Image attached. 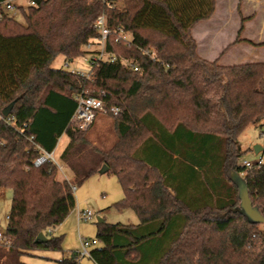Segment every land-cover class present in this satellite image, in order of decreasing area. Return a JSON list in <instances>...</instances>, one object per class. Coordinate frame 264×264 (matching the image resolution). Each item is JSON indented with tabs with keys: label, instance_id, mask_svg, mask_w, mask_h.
Masks as SVG:
<instances>
[{
	"label": "trees",
	"instance_id": "trees-1",
	"mask_svg": "<svg viewBox=\"0 0 264 264\" xmlns=\"http://www.w3.org/2000/svg\"><path fill=\"white\" fill-rule=\"evenodd\" d=\"M5 1L0 112L14 107L5 116L11 124L0 118V188L13 196L0 231V264H26L23 256L37 250L62 251L63 237L50 234L77 206L72 185L103 166L124 193L114 206L132 209L139 223L99 221L96 264H264V230L241 211L233 179L242 176L264 216V163H239L240 137L264 125V62H221L229 47L254 44L242 37L248 18L241 15L235 40L208 60L193 28L214 16L217 0H36L19 6L23 22L3 11ZM101 15L110 28L105 51L116 59L92 58L89 76L53 68L59 55L93 53L87 46L100 38L94 25ZM81 95L100 96L116 118L112 147L87 136L96 119L86 130L72 123ZM63 134L69 142L61 161L72 180L61 179L52 162L34 165L37 145L52 152ZM40 233L46 242H35ZM77 258L73 251L59 264Z\"/></svg>",
	"mask_w": 264,
	"mask_h": 264
},
{
	"label": "rangeland",
	"instance_id": "rangeland-1",
	"mask_svg": "<svg viewBox=\"0 0 264 264\" xmlns=\"http://www.w3.org/2000/svg\"><path fill=\"white\" fill-rule=\"evenodd\" d=\"M11 1L17 7L24 6L27 8L29 6V0ZM240 2L242 3L240 11H238ZM263 7L264 0H217L214 16L208 20L199 22L193 29L200 55L208 60L217 58L235 40L241 25V15L244 14L253 19L259 16ZM15 17L21 22L24 21L21 13H18ZM255 28V25H251L252 31H255ZM260 38L262 43L259 44L251 40L254 44L245 41L229 47L224 51L221 62L225 65H235L244 62L263 61L264 56L258 55L264 53L263 30L260 33ZM251 45L258 46L259 50H255L253 53L250 51L254 49H252ZM99 49L100 45L96 43L89 50L95 53ZM85 57L81 56L68 60L65 56L59 55L53 61L52 67L69 71L73 69L88 71L91 68V63ZM67 61L69 62L68 65L66 64ZM86 134L94 144H98L103 148L112 147L118 140L116 118L107 113H98L95 122L87 130ZM68 139L69 136L63 134L54 151V155L59 165L63 166V173L59 170V177L61 179L72 180V172L61 161L65 141ZM240 142L243 150L239 159L241 165H244V161L255 163L262 160L264 162V150L260 153H256L255 151L256 145L264 148V125L248 127L240 137ZM74 193L77 201L76 208L60 225L51 229V236L63 237V250L55 251L61 256L69 257L73 251L79 252L81 250L80 236L89 240L97 238L99 218H103L109 223H139V218L132 209H118L114 206L116 202L123 198L124 193L117 176L111 171L94 173L83 184L77 185V190ZM12 196V189L0 188V231H5L7 227L8 215L12 206ZM81 210H91L93 217L88 221L80 220L79 211ZM260 228L264 230V223L260 224ZM47 251L54 252L50 250H37L36 252L41 254L40 252ZM35 256L34 254V258ZM85 264L95 263L87 259Z\"/></svg>",
	"mask_w": 264,
	"mask_h": 264
},
{
	"label": "built area",
	"instance_id": "built-area-1",
	"mask_svg": "<svg viewBox=\"0 0 264 264\" xmlns=\"http://www.w3.org/2000/svg\"><path fill=\"white\" fill-rule=\"evenodd\" d=\"M36 0H29V5H36ZM3 11L7 14H10L12 16L17 15L20 13L19 7H17L12 1H5L3 3ZM95 28L100 34V38L96 43L100 45V49L97 50L96 53L88 54L86 55V60H91L92 58L94 60L99 59H111L115 60L116 56L112 53H108L105 51V41L107 39L108 34L110 33V28L108 26L107 18L105 15H101L97 18L95 22ZM96 43H90L88 44L87 48L91 49V47ZM155 53V52H154ZM90 55V57H88ZM123 63L126 65L132 66L135 70H138V67L136 66V61H130V60H123ZM68 65L69 62H66ZM74 73H78L83 76H89L90 70L84 71L81 69H73L71 70ZM111 111L114 113L119 112L118 107H112ZM108 109L104 105V101L100 96L95 95H81L79 98V103L77 110L72 118V123L83 130H86L90 127V125L94 122L96 119V116L98 113H107ZM0 118L4 119L8 124H11V118L5 116L0 112ZM32 139V138H31ZM38 149H40L41 153L39 156L35 159L34 165L40 166L46 162H52L56 164L59 168V170L63 171V166L59 165L57 162L54 151L50 152L42 148L40 145H37ZM258 162H262V160H259ZM256 163V162H255ZM254 162L244 161V165L246 167H252ZM73 191L77 190V187L75 185H72ZM93 217V212L91 210H81L79 211V218L80 220L88 221ZM3 238L2 232H0V240ZM11 241H7V245H11ZM80 244H81V250L78 252V258L76 264H85V261L87 259L93 260L92 257V250L98 246V239L95 238L93 240H89L84 237H80Z\"/></svg>",
	"mask_w": 264,
	"mask_h": 264
},
{
	"label": "crops",
	"instance_id": "crops-1",
	"mask_svg": "<svg viewBox=\"0 0 264 264\" xmlns=\"http://www.w3.org/2000/svg\"><path fill=\"white\" fill-rule=\"evenodd\" d=\"M11 1V0H9ZM241 1H244V0H241ZM242 2H240L241 4ZM245 17L248 18V20L246 21L245 23V29H244V32H243V37L245 39H250L252 40L253 42H255L256 44H259V43H262V40H260V33L262 32V30L264 31V7L261 11V13L259 14L258 17H255L253 19H251L252 17L250 16H247L245 15ZM251 25H255V31H252L251 30ZM194 29V28H193ZM245 42V41H244ZM252 49L253 50H250L254 53V51H258L259 50V47L258 46H252ZM259 56H264V53H261V54H258ZM256 61V60H255ZM260 62H264V59L263 61H260ZM63 136V135H62ZM61 136V137H62ZM60 137V138H61ZM59 138V140H60ZM59 142V141H58ZM69 142V139L65 141V147L66 145L68 144ZM58 145V144H57ZM57 147V146H56ZM64 147V148H65ZM262 147V146H261ZM56 149V148H55ZM264 148L262 147V150L263 151ZM55 151V150H54ZM260 151V152H261ZM259 152V153H260ZM264 163V162H263ZM63 173V171H62ZM52 232V230H51ZM81 237V236H80ZM78 253V251H76ZM36 256L34 258V255H26V256H23V261L26 263V264H59V260H61L62 258H64L65 256L64 255H60L58 253H56L55 251L54 252H40L41 254H38V252L34 251L33 252ZM42 257V258H41ZM92 262L95 263L94 260H91ZM4 263L6 264L7 263V260L5 259L4 260ZM96 264V263H95Z\"/></svg>",
	"mask_w": 264,
	"mask_h": 264
},
{
	"label": "water",
	"instance_id": "water-1",
	"mask_svg": "<svg viewBox=\"0 0 264 264\" xmlns=\"http://www.w3.org/2000/svg\"><path fill=\"white\" fill-rule=\"evenodd\" d=\"M14 107V102L11 103L9 106H7L4 110H3V115L7 116L11 110ZM262 150V147L260 145H256L255 146V151L256 153H259ZM108 169L107 166H103L102 170L100 172L104 173L106 172ZM240 174H234L233 179L235 181V183L238 184V186L240 187V195L242 198V208L241 211L244 212L252 221L254 222H259V223H264V216L262 215V213L255 207H253L251 198L249 197L248 194V189L247 186L242 178V176L240 177ZM100 222H103L104 219L103 218H99ZM48 240L47 236L44 233H40L38 235V237L36 238V243L38 242H46Z\"/></svg>",
	"mask_w": 264,
	"mask_h": 264
}]
</instances>
